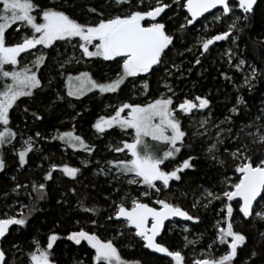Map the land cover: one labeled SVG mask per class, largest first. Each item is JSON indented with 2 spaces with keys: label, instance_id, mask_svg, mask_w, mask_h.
<instances>
[{
  "label": "snow or ice",
  "instance_id": "6c2138e0",
  "mask_svg": "<svg viewBox=\"0 0 264 264\" xmlns=\"http://www.w3.org/2000/svg\"><path fill=\"white\" fill-rule=\"evenodd\" d=\"M257 3L258 0H107L105 7L111 11L89 6L87 13L92 18L81 22L64 10L65 4L45 5L39 0H0V148L13 146L20 168L24 167L26 157L34 150L37 138L46 137L37 131L35 137L28 136L22 140L20 148H15L13 141L17 133L10 126V110L21 97H34L35 92L44 87L38 73L42 66H46L48 58L46 52L40 51L29 63L20 66L18 57L22 53L27 54L37 46L51 49L56 47L57 42H64L71 47L72 52L56 60L57 71L61 76H65L67 68L73 63L95 66L97 62H111L118 66L115 78L108 82H98L87 70L78 71L76 75L69 72L64 80L66 96L76 100L95 91L101 95L116 93L128 78H133L136 92L146 95L150 90L149 81L142 79L136 88L135 79L150 76L158 67L165 66V76L158 81L163 89H157L159 95L146 103L122 102L114 107L112 114L100 115L91 125L98 135L117 128L124 135L131 133L130 142L121 139L117 145H110L112 151L125 154V158L109 159L103 165L98 162L96 174L111 177L121 187L124 183L134 187L123 193L120 188L114 189L118 199L111 201L109 214L104 217V221L101 222L99 218H89L87 221L92 230L79 227L78 230L69 231L66 236L53 230L47 234L46 244H42L38 235L33 236L28 252L11 241L5 248L3 241L12 231L18 232L28 226L30 217L38 210L35 201L45 198V183L34 181L31 188L37 195L33 200L28 194L33 201L30 205L21 204L16 214H0V264H57L52 257L54 245L61 239L76 246L86 242L94 253L92 264H140L139 261L123 259L114 239H102L98 235L99 229L107 231L113 225L119 226L115 229L116 236L131 234L143 242L145 249L170 258L166 264H187L181 249L172 250L158 238L162 237V230L168 227L166 221L174 224L175 218H180L194 224L201 223L200 215H193V211L198 213L201 208L208 209L214 201L221 204L216 212L218 218L213 224L214 240L208 245V251L202 252V258L193 259L192 264H236L237 260L240 264H264V231L259 232V248L253 245L248 249L247 258H240L238 250L247 249L248 236L244 231L237 230L238 227L243 229L250 220L264 222V106L255 116H250L246 100L237 95L235 103L227 110L228 114L222 119H214L210 110L211 101L206 96L188 98L185 95L177 103L178 86L168 78L182 79L185 70L171 62V69L176 70L174 72L167 66L170 62L165 60L168 51L176 44V37L168 31L164 18L168 11L176 8L186 13L177 29L186 34L187 26H194L198 18L204 17L206 20L205 14L216 10L212 16L213 22L223 23L225 19H230V22L226 30L217 34L197 36L199 55L186 71L192 73L196 66L201 65V57L209 54L216 42L230 40L235 47H229L223 53L227 57L226 63L235 72L244 73L242 83L234 84V87L237 90L246 87L249 92L254 91V82L257 79L264 80V39L258 38L259 43L253 42L251 51L258 54L252 56L247 49V41L246 48L240 49L237 40L242 39L239 34L245 31L249 15L254 14ZM177 15V12H173V16L168 19ZM241 21L244 27H241ZM12 25H17L16 31L22 34L18 42L8 44L6 30ZM203 27L208 30V23ZM185 51L192 52L193 49L189 47ZM7 65L11 66V70L6 69ZM176 72H179V76ZM220 75L225 81H234V76L226 71H221ZM57 99L63 100L65 97L58 95ZM24 112H28L27 107ZM205 112L208 114L204 115ZM32 116L35 120L42 119L37 112H33ZM196 116L199 118L193 120ZM184 119L192 123V137L205 144V159L224 169L229 167L230 159L232 168V175L226 171L220 173L224 178L218 190L203 188L193 198L190 209L175 202L177 198L170 182L183 184L185 170L195 168L196 157L189 155L172 170L162 167L166 161L175 159L185 146L192 147L191 143H187L189 133L182 123ZM51 139L61 141L74 152L82 150L93 153L94 146H90L74 130L57 131ZM82 163L87 166L90 161ZM4 168L5 161L0 158V171ZM57 169L63 176L73 180L80 173V168L67 163H52L49 171L44 173L43 180L52 179ZM12 179L15 180V177ZM27 187L26 184L16 183L12 192ZM68 191L78 195L75 187ZM86 201L87 196H81L75 207L80 212L98 217L99 209L94 204L89 206ZM57 203L67 201L58 200ZM8 207L10 209L13 205ZM236 207L238 212L235 211ZM25 208L28 209L27 213ZM76 223L79 225L81 222L77 220ZM182 231L188 233L189 229L185 225ZM183 239L184 247L196 243L187 236ZM220 245L226 246L221 249L222 254L213 255L214 246ZM17 253L26 259L18 257ZM73 264H86V261L74 257Z\"/></svg>",
  "mask_w": 264,
  "mask_h": 264
},
{
  "label": "trees",
  "instance_id": "16d2710c",
  "mask_svg": "<svg viewBox=\"0 0 264 264\" xmlns=\"http://www.w3.org/2000/svg\"><path fill=\"white\" fill-rule=\"evenodd\" d=\"M39 3L45 5H50L51 3L65 4V0H39ZM106 4L107 0H67L64 10L84 22L92 18L87 13L89 6L105 8V11H111V9L105 7ZM173 12H177L178 15L173 19H168V17L173 16ZM185 14L182 9L174 8L172 11H168L167 16L164 17L167 21L168 31L176 37L175 47L168 51L165 57V60L170 62L167 66L171 69V62H174L185 70V75L182 79L168 78L178 86L176 102H180L185 95L188 98H193L195 95L206 96L211 101L210 110L213 118L222 119L228 114L227 110L235 103V97L241 95L249 106L247 110L250 116H255L259 109L264 106V80L257 79L254 82L255 90L251 92L246 87L239 90L234 87V84L242 83L244 73L235 72V69H230L226 63L227 57L223 53L229 47H235L230 40L216 42L214 46H211V52L206 54L205 57H201L202 64L196 66L192 73H187L186 69L191 66V62L199 55L197 36H202L200 33L203 30L201 24L204 17L195 23L194 26H187L185 34L177 31L179 24L183 22ZM229 22L230 19H225L223 23H209V28L204 31V34L211 36L224 31ZM240 23L241 27H244V22L241 21ZM16 27L17 25H12L11 28L6 30L7 43L17 41L21 34V32L16 31ZM239 35L242 37V39L237 40L239 48L245 49V41H247V49L250 56L257 55L258 53L252 52L251 49L253 42L259 43V39H264V0L258 1L254 14L249 15L245 31ZM57 46L62 48L59 43L56 44ZM189 47L193 49L192 52L185 51ZM54 49L55 47L45 49L44 52L48 54L46 66H42L38 73L42 78L44 87L36 91L34 97H21L13 109L10 110V126L17 133L16 139L13 141L15 148L21 147V139H27L28 136L35 137L37 131L46 139L37 138L36 146L26 157L27 162L23 168L19 167L18 157L14 154L13 146L0 148V158L5 161V168L0 171V214L4 212L16 214L20 210L21 204L30 205L33 201L29 199L28 194H31L33 200H35L37 195L32 192L31 188L34 181L36 183H45L46 185L45 198L35 201L38 210L30 217L28 226L18 232L12 231L7 240L3 241L5 248H8L11 241L20 245L24 252L31 250L30 241L33 236L38 235L42 244H46L47 234L53 230L61 236H66L69 231L78 230L79 227L92 230L91 225L87 221L89 218H99L101 222L104 221V217L109 214L111 201L118 199L114 189L120 188L121 193H123L129 190L130 187H134L128 186L126 183L121 187V185L112 181L111 177L96 174L98 162L103 165L109 159L125 158V154L115 153L110 149V145L115 146L121 139L125 138L118 128L115 130L109 129L106 134L98 135L91 125L100 115L112 114V109L119 102L146 103L149 99L159 95L158 88L163 90L158 85V81L165 76V66L161 65L150 76L144 75L135 79L136 88L140 86L142 79L149 81L150 90L146 95H140L135 89L132 91L130 87L134 88L133 80L128 78L116 93L101 95L95 91L85 97H81L80 100L67 97L64 80L69 72L73 74L78 71L89 70L93 78L98 82H108V80L115 78L119 68L115 63L111 62H97L95 66L90 65L88 69H83L84 67L80 65H71L67 68L65 76H61L57 71L56 58L58 57L55 56ZM171 70L176 71L175 69ZM221 71H226L230 76H234V81H225L220 75ZM176 75L179 76V72H176ZM106 76L111 77L106 78ZM49 81H51L50 85ZM58 95L65 97V99H57ZM26 107L28 108L27 113L24 112ZM33 112L39 113L42 119L35 120L32 116ZM77 113L79 115H76ZM207 114V112L204 113V115ZM73 116H75V119H73ZM198 118L199 116H196L192 119ZM182 123L189 133L187 143H191L192 147L188 148L185 146L175 159L166 161L162 167L168 170L180 164L189 155L196 157L194 161L195 168L185 170L186 175H184L183 184L178 181L170 182L177 198L175 202L181 203L185 208L190 209L193 198L198 196L203 188L213 187L218 190L220 181L224 178L220 173L226 171L228 175H232V168L230 159L227 169L219 168L205 159L203 151L205 144L192 137L191 133L194 130L192 123H190L189 119H184ZM68 130H74L75 134L82 136L90 146H94L93 153L89 154L82 150L74 152L72 149L65 147L61 141L51 139L57 131ZM226 146L231 147V145ZM221 152L223 153V148ZM85 160L90 161L87 166L82 163ZM52 163L57 165L67 163L70 166L80 168V173L73 180L63 176L57 169L53 172L52 179L44 181V173L49 171V166ZM13 177H15V180L12 179ZM16 183L26 184L28 187L26 189L21 188L14 193L12 188ZM73 187L76 188L78 195H72L68 191ZM65 193L66 195H62ZM110 193L111 196L109 197ZM182 193L187 195H182ZM85 195L87 196L86 203L89 206L94 204L99 209L98 217H93L90 213L80 212L75 207L77 200ZM106 197L109 198L106 199ZM58 200H64L67 203L58 204ZM8 205H13V207L9 209ZM220 205L218 201H214L213 205L209 206L208 209L201 208L198 213L193 211V215H200L202 222L196 224L185 222L188 225V233H184L182 227L173 228L171 224H167L168 227L164 229L159 241L165 243L172 250L181 249L186 257L187 264H191L194 259L193 256L200 255V250L208 251V245L214 240L215 229L213 224ZM24 211L27 213L28 209L25 208ZM235 211L238 212V207L235 208ZM77 220L81 222L79 225L76 223ZM118 227V225H113L107 231L99 229L98 235L102 239H114L115 246L126 261H139L140 264H166V261L169 260V258L145 249L143 242L131 234L116 236L115 229ZM237 230L244 231L248 236L247 249L238 250L240 258H247L248 249H251L253 245L259 248V232L264 231V222L250 220L245 223L243 229L238 227ZM184 236H187L189 240L196 241V243L184 247ZM225 247L222 245L214 246L213 255L222 254L221 249ZM93 254V250L87 246L86 242H82L81 246H76L66 239H61L54 245L52 258L57 264H73L74 257L86 261V264H92L91 257ZM17 256L20 257V253H17ZM20 258L26 259L25 257ZM236 264H240V261L237 260Z\"/></svg>",
  "mask_w": 264,
  "mask_h": 264
},
{
  "label": "rangeland",
  "instance_id": "374dc122",
  "mask_svg": "<svg viewBox=\"0 0 264 264\" xmlns=\"http://www.w3.org/2000/svg\"><path fill=\"white\" fill-rule=\"evenodd\" d=\"M216 12V11H215ZM215 12H213V13H211V14H209V15H207V16H205L207 19L205 20V18H204V20H203V22H202V24H201V27H202V33H200V34H202V36H204L205 34V30H204V24L205 23H212L213 22V19H212V16H213V14L215 13ZM17 28V27H16ZM22 34V33H21ZM21 34L19 35V37H18V39H17V41L15 40V41H11V42H8V44H12V43H15V42H18L19 41V39H20V36H21ZM57 43H59L60 45H61V47L62 48H59L60 46H57V47H55V49H54V53H55V56L56 57H60L61 59H63V57H64V55H65V53H67L68 55H70L71 54V52H72V49H71V47L70 46H68V45H66L64 42H57ZM40 51H45V49H41V47L40 46H37V48L36 49H32V50H29V53H27V54H21V56L20 57H18V60L20 61V66H22L24 63H29L32 59H34V55H36V54H39V52ZM56 60H57V58H56ZM73 66L74 65H76V64H72ZM80 66H82V67H84L83 69H88L89 68V66L90 65H84V64H80ZM5 67H8L7 69L8 70H11V66L10 65H7V66H5ZM87 71H89V70H87ZM77 73H73L72 75H76ZM111 76H106V78H110ZM132 80H133V78H131ZM7 82H10V81H7ZM103 82H105V81H103ZM131 89H132V91H133V89L134 88H132V87H130ZM65 90H66V92H67V89H66V86H65ZM96 92H98V91H96ZM120 104V102L116 105V106H118ZM110 107H112V106H110ZM112 112H113V109H112ZM123 114H126V113H122V115ZM123 136H124V138L126 139V140H128L129 142L131 141V139H132V137H131V133L129 132V134L128 135H124V134H122ZM23 139H25V138H23ZM23 139H21L20 140V143L22 142V140ZM149 143H155V142H151V141H149ZM21 146V145H20ZM128 158H130V157H128ZM178 165V164H177ZM177 165H175V166H173L172 168H170V169H168V170H172L174 167H176ZM165 170H167V169H165ZM220 207H221V205L219 206V209H220ZM218 217H216L215 219H217ZM186 225V223H184V222H180V221H175V223L174 224H171V226L173 227V228H183L184 226ZM187 227H188V225H186ZM193 251H195L194 249H193ZM202 252H207V250L205 251V250H200V255H202ZM200 255H195V256H193L194 257V259H196V258H202V257H200ZM192 264V263H191Z\"/></svg>",
  "mask_w": 264,
  "mask_h": 264
},
{
  "label": "water",
  "instance_id": "95a60500",
  "mask_svg": "<svg viewBox=\"0 0 264 264\" xmlns=\"http://www.w3.org/2000/svg\"><path fill=\"white\" fill-rule=\"evenodd\" d=\"M258 1H259V0H258ZM215 11H216V10H212L211 13H213V12H215ZM211 13H206L205 16H207V15H209V14H211ZM202 18H203V17H202ZM202 18H198V21L201 20ZM195 23H197V22H195ZM190 26H192V25H189V27H190ZM175 221H180V222H184V223H185V222H188V221H183V220H181L180 218H175ZM165 223H166V225L169 224V222H167V221H166ZM163 231H164V229L162 230V233H163ZM158 240H159V238H158ZM149 251H150V250H149ZM155 254H157V253H155ZM158 255L162 256V254H158ZM169 259H170V258H169Z\"/></svg>",
  "mask_w": 264,
  "mask_h": 264
}]
</instances>
